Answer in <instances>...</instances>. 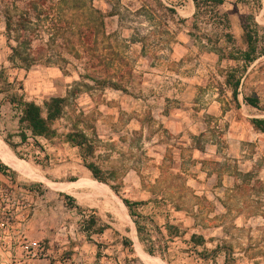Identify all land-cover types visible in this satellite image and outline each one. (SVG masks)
<instances>
[{"label": "rangeland", "instance_id": "obj_1", "mask_svg": "<svg viewBox=\"0 0 264 264\" xmlns=\"http://www.w3.org/2000/svg\"><path fill=\"white\" fill-rule=\"evenodd\" d=\"M168 1L0 0V154L19 170L1 155L0 164L35 187L39 201L72 195L86 188L44 178L50 169L56 181L78 178L81 151L65 139L81 133L91 149L86 163L109 189L80 191L77 201L108 209L112 227L126 216L121 200L137 204L136 217L126 218L128 227L136 222L141 261L264 264V129L252 124L264 120V0H200L187 19L183 4L176 12ZM19 39L33 57L43 48L41 63L13 61ZM11 93L39 107L66 99L50 137L24 131L21 139ZM81 209L87 223L93 210ZM131 249L130 261L143 264Z\"/></svg>", "mask_w": 264, "mask_h": 264}, {"label": "crops", "instance_id": "obj_2", "mask_svg": "<svg viewBox=\"0 0 264 264\" xmlns=\"http://www.w3.org/2000/svg\"><path fill=\"white\" fill-rule=\"evenodd\" d=\"M168 3L173 6V9L176 12V4H183L181 8L186 9L187 11L182 12L180 18L187 19L193 17L192 15L195 12L193 0H170ZM231 88L233 96V86ZM233 100H238V96L236 97V100L233 97ZM254 100H256L258 106L257 99ZM254 121L255 120L252 121V124ZM77 162H79V160ZM76 165L79 167L77 163ZM56 167L59 168L60 166ZM9 169L10 168L7 169V172H9ZM13 172L16 173L15 171ZM56 172V170H48L45 174L47 177L45 176L44 179L55 186L65 187L68 185H76L82 188L85 187L90 191L96 190V187L108 188V186H106L103 182L94 179L91 172L87 170L84 165H82V170L79 171L77 179H74L76 175L72 172L70 176H73V179L70 178L69 180L63 182L58 180V182L56 181L58 178L56 177ZM16 174L19 175L18 173ZM14 180L19 183L17 179L14 178ZM92 181L97 182L100 185L95 186L91 183ZM20 184L29 186L23 183ZM39 184L43 189L44 182L41 180ZM87 184H89V186H87ZM32 188L36 190L35 187ZM72 189L75 188L73 187ZM86 189L78 190L76 193H72V195L60 190L56 191L55 196H51L49 198L50 195H46V198L43 196L40 201L37 200L34 215L28 224V233L31 238L44 241L47 245H49V259L51 260L56 258L59 254H64L75 260L78 264H136L137 262L130 261V258L127 255L129 248L135 250V253L140 261L142 259L139 257L140 255H138V251H140L139 253L142 256L146 257V254L141 249L139 250V248L136 247L135 242L139 243L138 228L135 227L136 222L134 224L132 223L133 227H128L127 218L131 220V213L123 204V200L120 201L119 205L125 209L126 216L116 219V225H113L114 227H112L110 223H107V215L110 214L108 209H103L100 204L87 205L77 201L76 196L78 195V192L88 191ZM73 192L75 191L73 190ZM82 206L83 208L93 210L91 218L94 220V223L91 224L90 227H87V224L83 221V219H87L88 216H85L84 212H82ZM131 217L134 219L136 216ZM113 237L114 240H112ZM107 241H111V243H108ZM113 242H115L114 245ZM103 243L108 246L105 247L102 245ZM109 250H112L111 253H113V256L110 254ZM153 260L154 262L152 263L149 259L145 258V262H141L143 264H160L159 261L155 259Z\"/></svg>", "mask_w": 264, "mask_h": 264}, {"label": "trees", "instance_id": "obj_3", "mask_svg": "<svg viewBox=\"0 0 264 264\" xmlns=\"http://www.w3.org/2000/svg\"><path fill=\"white\" fill-rule=\"evenodd\" d=\"M199 1L200 0H193L196 10L194 17L197 14ZM204 1L206 2L211 1L215 6L219 7L224 3L225 0H204ZM12 28H14V25L12 26L11 21L9 19H6L5 21L6 33L10 35L14 31ZM17 29H19L21 32H25L26 30L25 24L19 25ZM29 43L30 42L27 40L19 39L17 42V46L11 48V53H12L11 58L13 59L14 62L16 61L17 63L22 64L24 68H28L37 63H41L42 62L41 56L43 53H45V51L43 52V48L37 49L36 52L38 53V55L33 57L32 49L29 48L30 46ZM250 52L252 53V51ZM245 57H246L245 60L248 63L253 61V59L250 58L249 54H246ZM50 60L51 58L47 59L48 65L52 64ZM99 84L101 85V87L117 88V84L106 81H103ZM239 84H240L239 81H236L233 86V97L235 100L237 97V90ZM7 97L9 100V104L12 105L13 108L17 109L18 111L19 114L18 125L19 128L21 129L20 133L22 140H26L25 135L23 133L24 131H28L32 139L50 137L52 135L51 125L61 117L66 102L65 98H51L48 101L44 102V105L42 107H39L32 102L24 101L22 96H18L16 93H11L7 95ZM244 101L251 107H255V108L257 107V102L254 99H244ZM253 124L257 129L260 130L264 129L263 127L264 121L255 120ZM65 141L72 148H78L81 151L80 157L82 159L84 167L91 172L94 179L100 181L99 169L96 168L91 163H86L87 157L90 156L91 154V149L90 147L86 146L87 141L85 136L82 135L81 133H70L66 135ZM85 147L88 149L86 153L84 152ZM5 172H7L6 167L0 164V173H5ZM123 204L128 208L129 212L131 213V216L135 217V215L132 214V208L137 206V204L135 203L132 204L125 200H123ZM93 223L94 220L92 218L89 219L86 223L87 227H90L91 224ZM195 239L201 240V238L199 237L197 238L195 236H191V242L192 240Z\"/></svg>", "mask_w": 264, "mask_h": 264}, {"label": "built area", "instance_id": "obj_4", "mask_svg": "<svg viewBox=\"0 0 264 264\" xmlns=\"http://www.w3.org/2000/svg\"><path fill=\"white\" fill-rule=\"evenodd\" d=\"M35 193L9 172L0 173V264H78L64 254L50 260L49 245L29 235L38 199Z\"/></svg>", "mask_w": 264, "mask_h": 264}, {"label": "bare ground", "instance_id": "obj_5", "mask_svg": "<svg viewBox=\"0 0 264 264\" xmlns=\"http://www.w3.org/2000/svg\"><path fill=\"white\" fill-rule=\"evenodd\" d=\"M1 155V157L3 158V161H5L6 163H7V165L9 166V167H11V169H14L15 171H18L19 169V167L17 166V165H15V164H13V162H11L10 160V158H7V155H6V153H3V154H0ZM87 186H89V184H87ZM64 191V190H63ZM73 191V190H72ZM69 192V191H68ZM71 192V191H70ZM103 192H105V191H103ZM102 192V193H103ZM101 193V194H102ZM100 195V194H99Z\"/></svg>", "mask_w": 264, "mask_h": 264}]
</instances>
